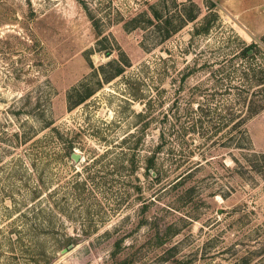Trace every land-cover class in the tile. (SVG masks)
<instances>
[{"label":"rangeland","instance_id":"rangeland-1","mask_svg":"<svg viewBox=\"0 0 264 264\" xmlns=\"http://www.w3.org/2000/svg\"><path fill=\"white\" fill-rule=\"evenodd\" d=\"M255 68L264 0H0V264H264Z\"/></svg>","mask_w":264,"mask_h":264},{"label":"trees","instance_id":"trees-1","mask_svg":"<svg viewBox=\"0 0 264 264\" xmlns=\"http://www.w3.org/2000/svg\"><path fill=\"white\" fill-rule=\"evenodd\" d=\"M208 32V28L205 30V33ZM253 46L248 48L247 50H244L241 54L240 57L242 58H246V59H250L253 58L255 56V52H253V54H250L249 52L251 50H253ZM249 70V69H248ZM250 72H252V74L250 75ZM250 72H245V78L248 81H254L252 83H247V86H245V90L248 92L251 91V88L254 87L255 85H259L262 86L264 84V71L263 69H252L250 70ZM123 73L122 69H118L116 72V75H120ZM72 95H69V103L71 104V100H72ZM89 94L87 96L84 97H80L78 101H76L75 105L77 104H81L82 102H84L85 100H87L89 98ZM251 99H250V105L248 107V111H249V117H253L254 115L258 114L259 112L264 110V85H263V89L257 91V92H252L251 93ZM246 100H248V97L245 98ZM241 123H243V121H239L237 123L234 124V128H238ZM149 167H153L155 166V160H154V156H152L149 160Z\"/></svg>","mask_w":264,"mask_h":264},{"label":"water","instance_id":"water-1","mask_svg":"<svg viewBox=\"0 0 264 264\" xmlns=\"http://www.w3.org/2000/svg\"><path fill=\"white\" fill-rule=\"evenodd\" d=\"M71 157L75 161H79V159L81 158V156L77 153H72Z\"/></svg>","mask_w":264,"mask_h":264}]
</instances>
